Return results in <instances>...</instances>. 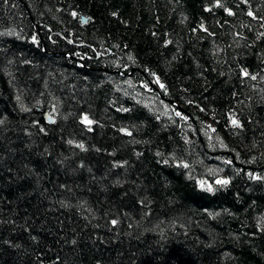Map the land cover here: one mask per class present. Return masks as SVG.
Here are the masks:
<instances>
[{
    "label": "trees",
    "instance_id": "16d2710c",
    "mask_svg": "<svg viewBox=\"0 0 264 264\" xmlns=\"http://www.w3.org/2000/svg\"><path fill=\"white\" fill-rule=\"evenodd\" d=\"M0 264H264V0H0Z\"/></svg>",
    "mask_w": 264,
    "mask_h": 264
},
{
    "label": "water",
    "instance_id": "95a60500",
    "mask_svg": "<svg viewBox=\"0 0 264 264\" xmlns=\"http://www.w3.org/2000/svg\"><path fill=\"white\" fill-rule=\"evenodd\" d=\"M83 20L86 22L87 21V18L83 17ZM173 103V102H171ZM181 108H183V106L179 105Z\"/></svg>",
    "mask_w": 264,
    "mask_h": 264
},
{
    "label": "snow or ice",
    "instance_id": "6c2138e0",
    "mask_svg": "<svg viewBox=\"0 0 264 264\" xmlns=\"http://www.w3.org/2000/svg\"><path fill=\"white\" fill-rule=\"evenodd\" d=\"M237 122L234 120L233 124H236ZM222 183H227V181H223Z\"/></svg>",
    "mask_w": 264,
    "mask_h": 264
},
{
    "label": "bare ground",
    "instance_id": "6f19581e",
    "mask_svg": "<svg viewBox=\"0 0 264 264\" xmlns=\"http://www.w3.org/2000/svg\"><path fill=\"white\" fill-rule=\"evenodd\" d=\"M172 102V101H171Z\"/></svg>",
    "mask_w": 264,
    "mask_h": 264
}]
</instances>
